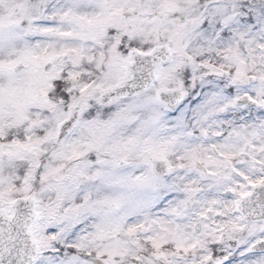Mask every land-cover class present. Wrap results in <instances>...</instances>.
<instances>
[{
    "label": "snow or ice",
    "instance_id": "6c2138e0",
    "mask_svg": "<svg viewBox=\"0 0 264 264\" xmlns=\"http://www.w3.org/2000/svg\"><path fill=\"white\" fill-rule=\"evenodd\" d=\"M0 264H264V0H0Z\"/></svg>",
    "mask_w": 264,
    "mask_h": 264
}]
</instances>
